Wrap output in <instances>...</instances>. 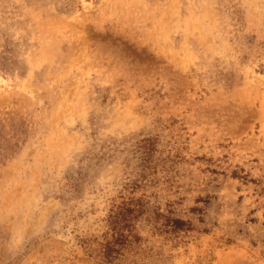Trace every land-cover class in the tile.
Wrapping results in <instances>:
<instances>
[{
    "label": "rangeland",
    "instance_id": "374dc122",
    "mask_svg": "<svg viewBox=\"0 0 264 264\" xmlns=\"http://www.w3.org/2000/svg\"><path fill=\"white\" fill-rule=\"evenodd\" d=\"M0 264H264V0H0Z\"/></svg>",
    "mask_w": 264,
    "mask_h": 264
}]
</instances>
